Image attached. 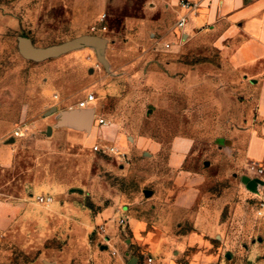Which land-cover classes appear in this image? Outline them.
Returning <instances> with one entry per match:
<instances>
[{"label": "rangeland", "instance_id": "374dc122", "mask_svg": "<svg viewBox=\"0 0 264 264\" xmlns=\"http://www.w3.org/2000/svg\"><path fill=\"white\" fill-rule=\"evenodd\" d=\"M104 7L97 0H0V140L20 130L24 168L36 166L35 139L47 138L61 111L78 109L89 94L96 97L87 107L95 111L91 132L59 127L44 147L55 148L56 175L68 190L76 189L61 193L74 211L54 214L52 205L39 204L28 192L27 208L11 224L0 214V264H120L131 240L118 224L125 209L145 217L156 199L146 198L144 190L161 193L178 184L201 188L193 212H202L203 219L155 226L157 234L195 232L224 255L262 246L264 216H258L257 203L264 185L251 190L242 182L254 163L243 153L247 127L257 124V115L253 118L251 99L239 93L221 64L220 52L209 42L198 51L186 52L182 43L179 51H168L165 44L175 38L162 27L135 25L134 17L122 12L108 11L102 22L96 16ZM85 35L106 40L102 59L91 46L41 62L24 58L19 49L22 37L47 48ZM169 61L181 71L166 81ZM195 67L203 77V95L195 91L194 79L184 78V69L191 73ZM55 106L58 112L46 116ZM100 118L110 125H99ZM182 137L193 146L176 167L170 157ZM96 145L117 147L120 154L97 152ZM259 164L264 167V161ZM4 195L0 204L6 203ZM79 209L90 215V227L82 224ZM100 225L108 232L98 234Z\"/></svg>", "mask_w": 264, "mask_h": 264}, {"label": "crops", "instance_id": "0c3cea01", "mask_svg": "<svg viewBox=\"0 0 264 264\" xmlns=\"http://www.w3.org/2000/svg\"><path fill=\"white\" fill-rule=\"evenodd\" d=\"M97 1L105 5L96 16L100 19L103 15L107 17L108 11L122 12L123 16L134 17L135 25L148 26L153 30L162 27L163 31L175 38L169 42L175 43L171 51H179L181 43L185 44L186 52L203 49L207 42L211 47L218 49L221 64L228 67L239 93L251 99L254 105L253 110L251 109L253 118L257 115V124L247 127L249 134L245 140L243 155L257 163L264 161V136L261 134L264 133V0H196L198 7L194 13L189 14L188 23L182 29L176 25L179 17L185 14L179 5L181 0ZM175 71H181V68L171 61L166 63L164 80H174L171 74ZM184 71V78L194 79L199 87L195 91L203 95V77L200 69L195 67L191 73L189 68ZM175 74H180L178 78L181 79L182 73ZM77 108L80 109L78 106ZM93 112L95 117V111ZM57 125L58 116L56 126H48L47 138L35 139L32 152L38 157L37 164H31L27 169L23 166L19 152L22 134L7 138V142L0 140V171L3 175L0 193L6 194L4 197L7 198L6 203L0 204V209L4 210L0 214L5 223L11 224L14 218L27 208L24 199L28 192L30 196H52L53 202L50 205L54 214H60L63 209L74 211L73 207L70 208L71 203L61 200V193L67 192L68 183L60 181L55 173L56 169L53 168L55 148L52 147L50 152L44 149L53 142L54 137L49 136L59 128ZM1 135L0 131V138ZM192 146L193 142L189 138L176 139L170 162L176 167L184 164L190 156ZM78 191L83 193L82 190ZM68 192L74 193L76 189H69ZM201 193L199 187L178 184L161 193L153 191L152 199L156 200L150 206L152 210L147 212L145 217H138L130 209H125L128 221L125 230L131 240L127 241L130 250L121 256L120 264H131L134 258L137 259L136 264H149L148 257L153 258L152 264H264V242L262 246H253L243 252L224 255L221 250L213 248L208 238L195 232L181 237L172 232L160 233L161 235L156 233L155 230L161 231L155 226L197 223V219H203L202 212H193L200 202ZM78 213L82 215V224L90 227V215L82 209H79ZM109 240L112 244L116 238L111 237ZM261 241L262 238H259V242ZM145 251L149 255L145 256Z\"/></svg>", "mask_w": 264, "mask_h": 264}, {"label": "water", "instance_id": "95a60500", "mask_svg": "<svg viewBox=\"0 0 264 264\" xmlns=\"http://www.w3.org/2000/svg\"><path fill=\"white\" fill-rule=\"evenodd\" d=\"M84 46H91L97 49L99 58L102 59L104 53V48L106 46V40L99 36L85 35L75 38L71 41L47 47V48H37L33 45L30 39L22 37L19 40V49L24 58L36 62L45 61L51 58L59 57L70 51L79 49ZM58 112L57 107L51 108L46 116L52 115ZM94 121L93 110L87 109H70L61 111L58 115V125L59 127H68L75 130H83L90 132L92 130ZM242 182L247 185L251 190H256L258 185H264V181L259 179H252L249 176H243ZM146 198L153 195L152 190H144ZM137 259L134 258L131 264H136Z\"/></svg>", "mask_w": 264, "mask_h": 264}, {"label": "built area", "instance_id": "2783aa9c", "mask_svg": "<svg viewBox=\"0 0 264 264\" xmlns=\"http://www.w3.org/2000/svg\"><path fill=\"white\" fill-rule=\"evenodd\" d=\"M180 8H182L185 11V14L181 15L177 21V27L178 28H185L187 23H188V16L189 14H192L196 11L197 7H198V2L196 0H181L180 1ZM106 19V15H103L101 18V21L104 22ZM97 28L93 27L92 30L95 31ZM103 30H107V26L103 27ZM175 43H166L165 44V48L168 51H171L174 48ZM96 97L94 94H89L87 95L86 99L81 101L78 104V107L80 109H87V107L93 103L95 101ZM98 124L101 126H108L110 125V122H108L106 119L100 118L98 120ZM21 132L20 130L16 131L15 136L18 137L20 136ZM94 150L103 154H115V155H119L120 151L117 147L114 146H99L96 145L94 147ZM250 178L252 179H259L262 180L263 175H264V167L257 163H251L248 166V174H247ZM263 181V180H262ZM260 186V184L258 185ZM37 202L39 204L42 205H50L53 202V197L52 196H48V195H39L37 196ZM257 214L258 216H264V196H260L259 201L257 203ZM127 218L125 216H122L119 220H118V224L121 227L126 226L127 224ZM96 232L98 234H102V233H106L107 232V228L105 225H100L98 226V228L96 229ZM147 261L149 264L153 263V258L152 257H148Z\"/></svg>", "mask_w": 264, "mask_h": 264}]
</instances>
